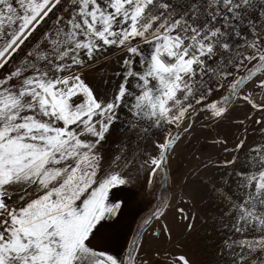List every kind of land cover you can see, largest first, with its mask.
I'll return each mask as SVG.
<instances>
[{
	"label": "snow or ice",
	"instance_id": "snow-or-ice-1",
	"mask_svg": "<svg viewBox=\"0 0 264 264\" xmlns=\"http://www.w3.org/2000/svg\"><path fill=\"white\" fill-rule=\"evenodd\" d=\"M110 52L120 55L108 97L85 70ZM236 109L234 155L205 164L228 169L212 185L223 237L212 264H264V0H0V264H148L141 237L167 198L114 254L101 247L122 208L112 190L140 176L149 191L164 185L196 117L218 124ZM121 113L133 135L105 154Z\"/></svg>",
	"mask_w": 264,
	"mask_h": 264
},
{
	"label": "rangeland",
	"instance_id": "rangeland-1",
	"mask_svg": "<svg viewBox=\"0 0 264 264\" xmlns=\"http://www.w3.org/2000/svg\"><path fill=\"white\" fill-rule=\"evenodd\" d=\"M106 55L117 59L120 54L110 52ZM244 114V110L236 109L228 119L218 124L206 120L204 116H197L191 132L183 136L176 144L175 151L169 157L168 168L171 179L168 180L167 187L161 194L167 198L168 208L165 215L148 229L140 249L141 254L149 244L148 251H153L155 256L149 257L148 264H165L170 258L169 254L186 255L193 261V264H212L214 251L223 239L218 231L220 227L218 218L222 207L212 195V185L216 184L219 187L221 178H227L228 169L215 166L205 167V164L211 160L223 164L231 159L234 153L225 152V147L235 146L237 137L243 131V125H238L233 120L243 119ZM170 130L175 131V129ZM165 134V129L156 130L149 139L163 140ZM256 138L252 134V129L249 128L248 142L251 143ZM216 140H227V145L214 143L213 141ZM240 158L241 160L244 158V149L241 150ZM239 166L238 162L236 167ZM181 170H185V173L189 175L186 176L190 178L188 181L179 180L181 177L178 174ZM159 185L160 181L157 179L150 191L151 196L145 198L148 212L139 222L151 213V206ZM184 216L187 219H182ZM190 223L194 224V228L188 231L187 225ZM150 230L161 233V237H154L158 238V242L150 241L153 238L149 233ZM168 233H170V238ZM143 238L144 235L141 240Z\"/></svg>",
	"mask_w": 264,
	"mask_h": 264
},
{
	"label": "crops",
	"instance_id": "crops-1",
	"mask_svg": "<svg viewBox=\"0 0 264 264\" xmlns=\"http://www.w3.org/2000/svg\"><path fill=\"white\" fill-rule=\"evenodd\" d=\"M111 57L112 58L110 60L101 58L98 64L85 70L86 81L97 91L98 94L108 97L111 96L112 89L116 82V78L113 73L114 71L119 69L118 60L114 59L113 56ZM123 120V113H121V120L114 125L111 131V135L108 137L107 142L104 144L103 151L105 152V154H110L116 151L119 141L128 139L133 135L124 131ZM153 141L155 140L149 139L148 141H141L142 150L144 152H155ZM178 175L181 177L179 180L184 179L183 181H188L190 179L186 177L189 175L185 173V170H181ZM148 196H151V192L147 189L146 176L138 177L137 182L133 185L124 186L122 188L112 190L110 199L112 201L122 202V208L116 217L104 222L105 227L102 230L104 241L101 244V247L114 254H119L122 249L126 247L127 243L131 240L135 232L138 222L140 221L142 216H144L148 212V207L146 206L145 202V198ZM154 222L156 223L158 222V220H154ZM153 223L151 224V226L153 225ZM151 226L148 229H150ZM147 231H145L143 234L144 238L143 240H141L142 243L146 237ZM154 231L155 230L149 231V233H151V236H153L150 241H157L158 239L154 238L156 237L155 235H153V233H155ZM148 248L149 244L147 248L144 249V252L140 254L141 259L147 262L149 257L155 256L153 255V251H148Z\"/></svg>",
	"mask_w": 264,
	"mask_h": 264
},
{
	"label": "water",
	"instance_id": "water-1",
	"mask_svg": "<svg viewBox=\"0 0 264 264\" xmlns=\"http://www.w3.org/2000/svg\"><path fill=\"white\" fill-rule=\"evenodd\" d=\"M166 187H167V183H165L164 185H159V188H158V191H157V193H156V196H155V201H154V205H156L157 203H158V198L161 196V193H162V191L164 190V189H166ZM154 222V221H153ZM152 222V223H153ZM151 223V224H152ZM151 226V225H150ZM149 226V227H150ZM148 227V228H149ZM144 234V233H143Z\"/></svg>",
	"mask_w": 264,
	"mask_h": 264
},
{
	"label": "trees",
	"instance_id": "trees-1",
	"mask_svg": "<svg viewBox=\"0 0 264 264\" xmlns=\"http://www.w3.org/2000/svg\"><path fill=\"white\" fill-rule=\"evenodd\" d=\"M161 194H162V193H161ZM155 196H156V194H155ZM155 196H154V201H155ZM155 206H156V205H154V203H153V205L151 206V211L155 208ZM141 223H142V222H139V223L137 224L133 236H134V235L137 233V231L139 230V227H140ZM133 236H132V238H133ZM132 238H131V239H132Z\"/></svg>",
	"mask_w": 264,
	"mask_h": 264
}]
</instances>
